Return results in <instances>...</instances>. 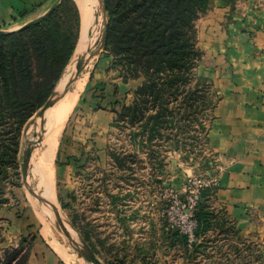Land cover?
I'll return each instance as SVG.
<instances>
[{"label": "rangeland", "instance_id": "1", "mask_svg": "<svg viewBox=\"0 0 264 264\" xmlns=\"http://www.w3.org/2000/svg\"><path fill=\"white\" fill-rule=\"evenodd\" d=\"M73 1L81 17V35L82 16L77 1ZM87 1L93 20L92 39L87 35L86 51L82 48L76 55L78 39L76 50L49 100L58 104L64 98L66 87L78 70L76 80L85 81L83 90L71 111L63 117L66 119L61 121L62 125L58 124L62 126L61 131L51 126L56 124L50 120L55 115L56 104L44 119L29 126L41 108L22 131L18 153L20 178H9L4 193V200L9 204L0 207V264H7L11 259V264H25L36 240L38 243L42 240L55 256L63 259L61 251H64L72 258V264H90L74 239L84 240L102 264H141V248L148 255L147 262L155 264H264V222L241 227L235 217L215 206L214 190L208 193L211 198L203 210L212 221L208 229L200 233L198 246L187 249L183 236L173 233L169 237L164 224L166 202L162 192L167 179L180 175L186 184L190 180H206L217 175L216 156L209 148L208 133L220 94L213 82L201 77L198 70L207 55L200 45V21L209 12L194 28L197 30L196 49L202 52L197 69L192 71L190 80H178L168 93L161 94V101L155 102L148 95H137V90L149 80H124V70L113 67V58L105 51V26L109 23L106 8H101L99 0ZM12 11V18L28 12L27 9L19 12L15 7ZM130 82L122 97L116 99L114 96L106 105L107 94L120 93L118 84ZM74 84L67 87V92ZM62 85L64 89L59 90ZM142 100L147 103L144 105ZM136 106L146 110L143 121L132 126L131 116L127 118L126 112L135 110ZM101 112L108 113L109 117H97ZM158 112L167 116L168 123L159 127L151 140L153 133L147 125L149 118ZM48 143L55 144L52 150ZM29 148L32 154L27 169V188L23 161ZM47 150L54 159L51 156L45 159ZM43 163H48L42 166L48 170L41 169ZM46 171L51 179L47 181L52 192L51 202L44 196ZM132 196L138 202L143 197L149 199L151 206L148 218L145 212V219L150 222L144 235L147 239L145 245L138 248L128 243V223L142 219L141 212L131 214L128 202ZM2 199L0 195V203ZM50 203L55 209L48 206ZM56 212L64 215L66 221ZM67 226L74 237L72 240L68 237Z\"/></svg>", "mask_w": 264, "mask_h": 264}, {"label": "trees", "instance_id": "2", "mask_svg": "<svg viewBox=\"0 0 264 264\" xmlns=\"http://www.w3.org/2000/svg\"><path fill=\"white\" fill-rule=\"evenodd\" d=\"M212 3L213 0H104L109 17L106 54L113 58V67L124 70V80H149L137 90L138 96L148 95L159 102L161 94L168 93L178 80H190L202 58L201 50L196 49L194 28ZM80 30L81 17L75 2L62 0L38 23L0 33V195L3 197L0 207L9 204L4 200L9 178H20L18 153L22 131L52 96L76 50ZM142 101L144 105L147 103ZM144 110L139 106L127 110L130 125L137 126L143 121ZM166 118L159 112L149 118L151 140L157 129L168 123ZM215 191L216 188H208L201 192L203 202L200 200L195 210V241L190 244L186 235L170 229L164 217L169 237L178 233L187 249L198 246L200 233L212 221L203 212L211 198L208 193L212 192L213 196ZM28 259L27 255L25 264ZM147 259L145 254L144 263L155 264Z\"/></svg>", "mask_w": 264, "mask_h": 264}, {"label": "crops", "instance_id": "3", "mask_svg": "<svg viewBox=\"0 0 264 264\" xmlns=\"http://www.w3.org/2000/svg\"><path fill=\"white\" fill-rule=\"evenodd\" d=\"M57 1L0 0V32L21 29L46 14ZM76 1L82 16V33L87 34L90 22L86 23L83 16L89 10V1ZM213 2V8L200 21V45L207 55L198 70L201 77L213 82L220 94L208 133L219 183L214 201L216 207L235 217L241 227L253 226L264 222V0ZM12 7L28 12L12 18ZM130 85L131 82L119 83L120 93L107 94L106 105L114 96L122 97ZM97 117L108 118L109 114L101 112ZM184 185L180 175H175L163 183V188L183 193ZM128 203L131 214L142 213V219L128 223V243L138 248L145 245L144 235L150 228V222L145 219V212L147 218L150 215V200L143 197L138 202L132 196ZM46 237H50L49 232ZM34 243L29 264H72V258L64 251L61 254L66 261L55 256L42 240ZM144 252L141 248L140 261Z\"/></svg>", "mask_w": 264, "mask_h": 264}, {"label": "built area", "instance_id": "4", "mask_svg": "<svg viewBox=\"0 0 264 264\" xmlns=\"http://www.w3.org/2000/svg\"><path fill=\"white\" fill-rule=\"evenodd\" d=\"M218 185L217 177L206 180L195 179L184 185L182 195L172 188H166L162 192V199L166 202L165 218L169 228L178 229L186 235L190 244L195 241L197 228L195 210L201 200V192L206 188H217Z\"/></svg>", "mask_w": 264, "mask_h": 264}, {"label": "bare ground", "instance_id": "5", "mask_svg": "<svg viewBox=\"0 0 264 264\" xmlns=\"http://www.w3.org/2000/svg\"><path fill=\"white\" fill-rule=\"evenodd\" d=\"M88 14L90 15V13H89V10L87 11H85V16H83L84 18L83 19H85L84 21L86 22V23H88V22H90L89 23V26H88V29L89 28H91L92 27V25H90L91 24V22L93 21V20H91V15L90 16H88ZM86 23H84V24H86ZM88 25V24H87ZM91 26V27H90ZM83 27H85V26H83ZM87 27V26H86ZM88 31V30H87ZM90 31V30H89ZM89 33V32H88ZM88 33L87 34H84V33H82V40L80 41V43H79V45H78V49L76 50L77 52H75L76 53V55L78 54L79 55V52L82 50V48H83V51L85 50L86 51V49H87V38H86V36L88 35ZM86 38V39H85ZM77 58H78V56H77ZM79 59V58H78ZM71 76H72V74H71ZM70 76V77H71ZM76 81V82H75ZM84 80H74V82L73 83H75L74 85H73V87H72V89H70L69 90V92H67L65 95H64V98H62L59 102H58V104H56L55 106L57 107V109H56V111H54L55 112V115H53V117L50 119L55 125H51V126H53L54 127V129H56V131H57V127L58 128H60V129H58V131L57 132H59V131H61L62 130V126L60 127V125H58L59 123L62 125V123H61V121L62 120H65V119H63V117H65L66 116V114L68 113V112H70L71 111V109L73 108V106H74V104H75V102H76V99H77V96H78V94L83 90V86H84ZM72 83V84H73ZM71 84V85H72ZM70 85V86H71ZM65 86V85H64ZM64 89V87H63V85L60 87V89L59 90H63ZM62 101V102H61ZM60 104V105H59ZM55 106H53V107H55ZM53 107H51L50 109H52ZM55 107V108H56ZM55 108H53V110L55 109ZM50 109H48L45 113H44V115H43V118H39V119H44L45 117H46V114H47V112L50 110ZM52 110H50L49 112H51ZM54 114V113H53ZM38 120V119H37ZM48 120V119H47ZM52 122H50V123H52ZM48 123H49V121H48ZM47 123V124H48ZM50 125V124H49ZM49 125H48V127H49ZM47 127V126H46ZM52 128V127H51ZM49 130H51L50 128H49ZM53 130V129H52ZM51 130V131H52ZM51 131H49V132H51ZM55 131V130H54ZM53 131V132H54ZM53 132H52V135H53ZM57 134H59V133H57ZM51 134H49V137L50 136H52ZM54 136V135H53ZM48 137V138H49ZM55 137H56V134H55ZM54 137V138H55ZM47 138V139H48ZM50 140L52 139V138H49ZM49 140V141H50ZM48 141V142H49ZM51 141H54V140H51ZM56 143V142H55ZM48 144H50V143H48ZM55 144H53V146H54ZM50 147H52L51 148V150L54 148L51 144L49 145ZM56 147V146H55ZM50 150V149H49ZM50 150V151H51ZM48 151V150H47ZM50 151H48V155H47V158H46V155L44 156L43 154V156L45 157V159H48L50 156H51V158H53L54 157V155H49V153H51ZM39 153H41V152H39ZM47 154V153H46ZM52 154H54V152L52 151ZM41 156V155H40ZM53 156V157H52ZM43 158V157H42ZM41 159V158H40ZM44 159V158H43ZM42 159V160H43ZM54 159V158H53ZM49 160V159H48ZM48 160H47V162H48ZM51 161H52V159H50ZM51 161H49V162H51ZM42 162V161H41ZM44 162V161H43ZM48 162V163H49ZM40 163V162H39ZM48 163H47V165H48ZM46 165V163H45V165H44V163H43V165H41V167L43 166V167H45V166H47ZM40 167V166H39ZM39 167H38V169H39ZM43 167L41 168L43 171L47 168H44L43 169ZM40 170V169H39ZM42 170H40V172L42 171ZM47 170H48V168H47ZM48 171H46V173H47ZM43 173V172H42ZM48 174V175H47ZM46 175H47V177H46V179H44V180H46V181H44L45 183H43V186H45V197L48 199V201L49 202H51L53 199H52V192H51V187H50V185H49V183H47V181L48 182H50L51 181V179H50V175H49V172L47 173ZM42 186V185H41ZM54 196V195H53ZM54 198V197H53ZM53 203V202H52ZM50 208H52V209H55L54 208V205L53 204H49L48 205ZM48 215V214H47ZM48 218L50 219V220H54L53 218H51L49 215H48ZM46 232V231H45ZM44 232V233H45ZM48 232V231H47ZM46 234V233H45ZM44 234V235H45ZM47 235V234H46ZM76 240V239H75Z\"/></svg>", "mask_w": 264, "mask_h": 264}, {"label": "water", "instance_id": "6", "mask_svg": "<svg viewBox=\"0 0 264 264\" xmlns=\"http://www.w3.org/2000/svg\"><path fill=\"white\" fill-rule=\"evenodd\" d=\"M61 1H62V0H58V1L56 2V4H55V5H54V6H53V7H52V8H51L46 14H44L43 16L39 17L38 19L32 21L31 23L25 25L24 27L34 25V24L38 23L39 21H41L44 17H46L48 14H50V13H51V12H52V11L58 6V5H59V3H60ZM99 1H100L101 8H104V7H103V6H104V0H99ZM104 18H105V20H106V16H105ZM107 29H108V22L106 23V26H105V36H106V34H107ZM81 38H82V32H81V35H80V38H79V42H80ZM88 38H89V39H92V33H91L90 31H89V33H88ZM79 42H78V45H79ZM78 45H77V47H78ZM88 50H89V48H88ZM88 50H87V51H88ZM79 71H80V70H78V71L76 72V74L73 76V78L70 80L69 85H71V84L74 82V80L77 78ZM69 85H68V86H69ZM68 86H67V87H68ZM67 87H66V90H65L63 96L67 93ZM55 104H56V101H55V100H52V99H51V100H48V101L46 102V104L42 107V109L40 110V112L37 114L36 119L32 120V121L29 123V126H31L32 124L36 123L37 119H39V118H43L44 113H45L48 109H50L51 107H53ZM31 154H32V149H31V148L27 149L26 152H25V155H24V161H23V167H24V169H23V175H24L25 185H26L27 188H28V183H27V169H28L29 166H30ZM42 200H43V198H42ZM43 202L45 203L44 200H43ZM201 202H203L202 199H201ZM56 213H57V215H58L60 218H62L64 221H66V218L64 217V215H62V214L59 213V212H56ZM67 231H68V237L72 240L74 237H73L72 234L70 233V230H69V227H68V226H67ZM74 240H75V239H74ZM74 243L80 248V252L83 254V257H84V259L86 260V262H88V263H90V264H102V263L98 260V258H97V257L91 252L90 247L86 244V242H85L84 240H81L80 242H78L77 240H75ZM86 250H87V251H90V254H88V253L86 252Z\"/></svg>", "mask_w": 264, "mask_h": 264}]
</instances>
